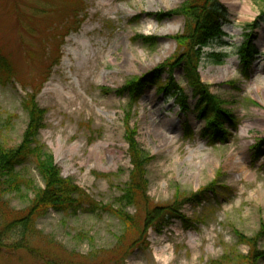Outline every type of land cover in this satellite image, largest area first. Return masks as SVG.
Here are the masks:
<instances>
[{
	"label": "rangeland",
	"instance_id": "rangeland-1",
	"mask_svg": "<svg viewBox=\"0 0 264 264\" xmlns=\"http://www.w3.org/2000/svg\"><path fill=\"white\" fill-rule=\"evenodd\" d=\"M104 1L113 4L0 0V56L12 69V80L0 84V143L7 149L21 143L28 123L22 102L35 94L45 111L40 141L62 178L86 195L77 214L50 210L35 219L27 251L13 248L14 233L5 236L0 264H250L251 247L235 235L264 251V22L249 27L264 11V0H214L226 10L225 37L203 50L198 72L238 121L236 130L226 126L227 143L211 144L180 70L174 80L187 97L188 111L159 94L157 86L148 87L132 108L129 127L153 160L146 166V200L130 205L119 200L131 171L125 142L128 97L120 91L175 53L172 38L182 32L183 18L159 22L155 15L177 10L186 0ZM246 5L250 13H244ZM145 37L154 38L155 46H143ZM89 39L104 55L97 74L79 89L92 110L76 115L70 113L76 105L64 109L52 92L59 83L77 88L66 55L76 42ZM250 41L256 53L247 66L239 51ZM213 55L220 56V64ZM20 171L31 186L1 201L0 231L27 211L42 188L32 166ZM213 183L217 196L185 202ZM176 203L188 222L172 220L161 233L145 224L147 213ZM116 210L131 217L129 227Z\"/></svg>",
	"mask_w": 264,
	"mask_h": 264
},
{
	"label": "trees",
	"instance_id": "trees-1",
	"mask_svg": "<svg viewBox=\"0 0 264 264\" xmlns=\"http://www.w3.org/2000/svg\"><path fill=\"white\" fill-rule=\"evenodd\" d=\"M155 16L159 22L171 16H180L183 18L184 24L182 32L172 38L177 47L175 53L152 72L126 82L120 91L121 94H127L128 97L125 142L128 146L131 171L129 183L122 191L123 194L119 200L128 205L139 204L138 200L145 201L147 198L146 166L153 159L138 145L135 131L129 127V120L132 108L148 87L157 86L159 94L175 99L182 111H188L187 97L174 80L175 71L180 70L182 80L195 100L194 111L197 118L204 123L205 132L210 134L211 144L227 143L230 133L226 126L234 130L238 126L235 117L223 109V103L209 92L207 85L202 83L198 72L204 58L203 50L214 42L220 43L221 39L225 37L222 32V27L228 23L225 8L214 0H186L177 10ZM259 20L264 22V11L259 14L257 21L249 25L251 30L259 26ZM142 40V45L145 47H154L156 44L152 37H145ZM139 41L140 39H134L133 43L139 44ZM255 53L251 41L245 43L239 51L242 64L248 66ZM213 57L215 63H221L220 56L213 55ZM164 75H166V79L162 81ZM11 80L12 69L9 63L0 56V84H6ZM35 97V94L27 95L22 102V109L28 118V123L21 143L14 149H7L0 143V204L6 195L21 193L23 189L26 190L31 186V182L26 177L24 179L20 169L32 166L42 183V188H38L27 211H24L20 217L10 219L0 231V246H2L5 236L14 233L17 241L13 248L26 251L29 249L27 238L35 231L33 227L35 219L44 216L50 210L56 213L77 214L83 209L84 198L86 199L84 192L71 180L62 178L53 156L40 141L39 135L45 129V111L39 108ZM218 188L216 183L210 184L190 194L191 198L185 202L200 201L208 194L217 196ZM221 188L228 190L224 187ZM179 209V203L155 209L151 213H147L145 224L151 225L152 228L158 227L156 231L161 233V228L173 219L181 220L184 223L188 222L189 220L181 215ZM113 212L118 215L125 226H130L132 219L129 215L122 214L119 210ZM0 214L3 215L4 210L3 212L0 210ZM235 236L241 243L251 247V252L246 258L250 264H264V251L256 249L255 241L243 239V236L238 234Z\"/></svg>",
	"mask_w": 264,
	"mask_h": 264
},
{
	"label": "bare ground",
	"instance_id": "bare-ground-1",
	"mask_svg": "<svg viewBox=\"0 0 264 264\" xmlns=\"http://www.w3.org/2000/svg\"><path fill=\"white\" fill-rule=\"evenodd\" d=\"M97 4L99 7L104 8L107 5H112L113 2L107 4L104 0H98ZM242 9L244 13L251 12L247 5L243 6ZM88 32L89 31H84V36H86ZM92 41V39H89L81 43L76 42L75 48L70 50L66 55V57L69 58V70L72 72L74 69V76L78 82L77 88H74L72 83L67 85L68 88H64V85L59 83V87L52 92L54 98L64 109L76 105V109L70 112L76 115L84 111L90 112L92 110V104L86 101L84 94L79 92V89H81L82 84L87 83L90 77L97 74L96 63L102 59L104 55L96 44L91 45ZM65 90L68 91L65 92Z\"/></svg>",
	"mask_w": 264,
	"mask_h": 264
}]
</instances>
